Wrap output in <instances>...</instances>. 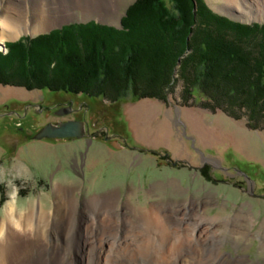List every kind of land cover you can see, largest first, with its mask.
I'll return each instance as SVG.
<instances>
[{"label":"rangeland","instance_id":"374dc122","mask_svg":"<svg viewBox=\"0 0 264 264\" xmlns=\"http://www.w3.org/2000/svg\"><path fill=\"white\" fill-rule=\"evenodd\" d=\"M136 1L111 0V7L117 3L119 10L112 8V17L106 19L103 11L99 16L85 17L75 10L73 19L62 16L45 31L28 32L0 47V232L10 204L24 213L36 201L51 209L55 201L54 187L61 184L80 203L81 254L77 253L76 264H88V250L100 246L99 239L105 232L110 237L122 232L125 236L131 233L132 227H141L140 213L150 208L180 230L184 229L180 227L183 220L199 223L205 217L208 221L202 223L201 230L206 235L208 228H212L210 232L221 238L220 252L234 259L241 258L247 264H264V128L249 127L250 121L245 116L237 120L199 105L183 106L181 81L168 94L167 102L150 98L133 100V92L125 90L129 84H124V89L122 84L119 89L113 84L114 76L99 84L91 77L88 86L77 81L78 86H86L93 93L104 90L110 97L126 93L125 100L113 106L103 98L54 92L52 89L66 86V81L75 82L69 78L71 74L47 70L46 55H36L38 67L33 71L29 70L28 62L23 67L28 54L23 59L6 60L11 54L9 44L26 37L47 35L63 26L95 22L122 29V20ZM163 1L171 7L169 0ZM202 1L211 12L233 24L264 25V15L260 13L264 5L258 8L264 0L238 1L240 5L254 8H248L250 11L238 8L233 0ZM98 52L111 58L108 47L103 53L98 48ZM119 74L122 82L130 80ZM144 79L150 78L146 75ZM139 85L144 86L142 82ZM147 90L143 93L149 95L151 89ZM195 98L200 103L198 91ZM73 100L77 101L80 114L66 115L63 119L86 120L90 136L35 140L39 129L64 117L57 114L48 118L47 105L67 108ZM87 109L100 111L95 115L99 120L96 127H91L93 122L86 116ZM114 143L117 144L114 146ZM91 199L111 204L113 218L109 224L102 223L106 214L100 215L97 211L94 214L88 209ZM94 220L98 225H94L97 224ZM90 225L97 226L93 233L88 230ZM27 242L28 233H20L14 240V250L20 252ZM197 248L186 250L188 259H199ZM96 250L99 251L98 247ZM124 260L119 264H133L130 255ZM104 261L103 258L102 264Z\"/></svg>","mask_w":264,"mask_h":264},{"label":"trees","instance_id":"16d2710c","mask_svg":"<svg viewBox=\"0 0 264 264\" xmlns=\"http://www.w3.org/2000/svg\"><path fill=\"white\" fill-rule=\"evenodd\" d=\"M169 1L172 8L163 0H137L126 12L122 29L90 22L63 26L34 39L22 38L9 44L11 54L6 60L28 54L23 67L28 62L33 71L38 67L36 55H46L47 70L71 74L69 78L76 83L66 81V86L54 92L103 98L113 106L125 100L126 93L115 97L104 90L93 93L86 89L91 77L99 84L114 76L113 84L119 89L129 84L125 90L133 92V100L163 102L181 81L183 106L199 105L237 120L245 116L249 127L264 128V25L233 24L211 12L202 0ZM107 47L111 58L98 52ZM119 73L130 80L122 82ZM77 81L88 84L80 87ZM148 87L149 95L143 93Z\"/></svg>","mask_w":264,"mask_h":264},{"label":"bare ground","instance_id":"6f19581e","mask_svg":"<svg viewBox=\"0 0 264 264\" xmlns=\"http://www.w3.org/2000/svg\"><path fill=\"white\" fill-rule=\"evenodd\" d=\"M233 1L238 3V8H250L248 4L240 5L238 1L241 0ZM111 5V0H0V47L28 32H43L57 24L62 16L73 19L75 10L85 17L99 16L101 11L104 19L112 17V8L118 11L119 6L117 3ZM262 5L259 3L258 8ZM250 9L254 10L253 7ZM260 13L264 15V10ZM54 197L51 209H46L40 201L30 203L25 213L18 212L13 204L7 207L0 232V264H76L75 257L77 253L81 254L78 244L80 203L75 194L61 184L54 187ZM111 208V204L101 199H91L88 204V209H92L94 214L96 211L100 215L102 212L106 214L107 218L101 220L105 224L113 218ZM140 215L142 226L132 227L131 233L124 236L118 230L122 233L117 236L102 234L100 246H92L88 250L87 263L102 264L104 258V264H119L121 259L125 261V256L130 255L133 264H226L228 260L230 264H247L241 258L234 259L220 252L223 243L219 236L210 232L212 228H208L204 235L201 226L208 221L205 217L199 223L183 220L180 227L184 229L180 230L162 220L154 208L142 210ZM94 222L98 225L97 220ZM92 226L88 230L93 233L97 226ZM24 232L28 233L27 246L18 252L14 250V240ZM193 246L198 247L197 253L202 259H188L186 250ZM60 255L61 260L58 261Z\"/></svg>","mask_w":264,"mask_h":264},{"label":"water","instance_id":"95a60500","mask_svg":"<svg viewBox=\"0 0 264 264\" xmlns=\"http://www.w3.org/2000/svg\"><path fill=\"white\" fill-rule=\"evenodd\" d=\"M72 111V108H68L67 110L59 111L58 115H70ZM87 136H90V133L86 128V123L84 121L70 120L57 124H47L37 132L34 139L37 141H41L43 139H54L59 141L62 139H82ZM116 144L114 143L113 145L115 146Z\"/></svg>","mask_w":264,"mask_h":264},{"label":"flooded vegetation","instance_id":"af4514ba","mask_svg":"<svg viewBox=\"0 0 264 264\" xmlns=\"http://www.w3.org/2000/svg\"><path fill=\"white\" fill-rule=\"evenodd\" d=\"M72 97H76V95H73ZM75 99V98H74ZM71 102V101H70ZM63 105V104H62ZM64 105H69L68 103H64ZM76 105H77V101H76V103H75V101L73 100L72 102H71V104L69 105V107H67V108H65V107H62V108H56L55 106H49V105H47L48 107H47V109H46V115H47V117L49 118L51 115H53V116H55V115H57L58 114V112L59 111H64V110H67L68 108H72L73 109V111H72V113L71 114H74V115H79L80 114V112H79V109L78 108H76ZM49 109V110H48ZM100 113V111H96V112H93L92 110H89V109H87V112H86V116L88 117L89 116V118H90V120L93 122V124H92V126L91 127H96L98 124H97V122L99 121L97 118H95V115L96 114H99ZM104 113V112H103ZM57 116H59V115H57ZM63 118H65V116L64 117H59V119H58V121H52V122H49V123H53V124H57V123H60V122H66V121H70L69 119L68 120H65V119H63ZM93 118H95L96 120H93ZM85 119H86V117H85ZM75 120H76V118H75ZM80 121V120H79ZM83 121H85L86 122V120H83ZM101 122V124H102V121H100ZM49 123H47V124H49ZM46 124V125H47ZM86 124H87V122H86ZM87 128H89L88 127V124H87ZM100 128L101 129H103L104 127H103V124H102V126H100ZM40 130V129H39Z\"/></svg>","mask_w":264,"mask_h":264}]
</instances>
